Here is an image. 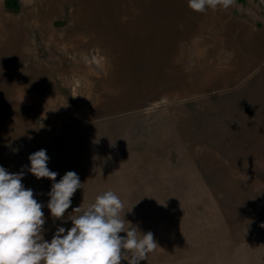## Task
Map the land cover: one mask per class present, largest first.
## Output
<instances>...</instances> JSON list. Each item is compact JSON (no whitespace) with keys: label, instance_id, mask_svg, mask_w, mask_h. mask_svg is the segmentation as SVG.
Returning a JSON list of instances; mask_svg holds the SVG:
<instances>
[{"label":"rangeland","instance_id":"rangeland-1","mask_svg":"<svg viewBox=\"0 0 264 264\" xmlns=\"http://www.w3.org/2000/svg\"><path fill=\"white\" fill-rule=\"evenodd\" d=\"M177 1L0 0V166L18 173L44 149L57 182L78 174L82 188L54 221L53 181L25 168L48 241L111 190L125 220L158 243L141 264H264L262 148L247 139V152L222 153L218 123L136 80L129 37L113 23L117 4Z\"/></svg>","mask_w":264,"mask_h":264},{"label":"crops","instance_id":"crops-1","mask_svg":"<svg viewBox=\"0 0 264 264\" xmlns=\"http://www.w3.org/2000/svg\"><path fill=\"white\" fill-rule=\"evenodd\" d=\"M113 9L118 33L129 37L125 58L137 81L157 82L163 91L158 98L189 103L218 123L213 130L223 139L222 153L227 147L247 152V139L264 152V6L258 0H235L227 10L203 13L187 0Z\"/></svg>","mask_w":264,"mask_h":264},{"label":"clouds","instance_id":"clouds-1","mask_svg":"<svg viewBox=\"0 0 264 264\" xmlns=\"http://www.w3.org/2000/svg\"><path fill=\"white\" fill-rule=\"evenodd\" d=\"M187 2L191 10L199 13L218 6L227 10L235 4V0ZM28 159L30 167L22 166L18 173L0 166V264H141L157 248L151 231L142 233L125 220L126 212L121 215L123 202L111 190L98 195L86 209L74 208L68 216L71 228L59 226L52 239L46 240L45 205L22 183L25 168L38 180L53 181L46 207L54 221L65 220L72 198L83 183L75 171L66 172L57 182L58 173L49 169V156L44 149Z\"/></svg>","mask_w":264,"mask_h":264},{"label":"built area","instance_id":"built-area-1","mask_svg":"<svg viewBox=\"0 0 264 264\" xmlns=\"http://www.w3.org/2000/svg\"><path fill=\"white\" fill-rule=\"evenodd\" d=\"M264 6V0H258Z\"/></svg>","mask_w":264,"mask_h":264},{"label":"trees","instance_id":"trees-1","mask_svg":"<svg viewBox=\"0 0 264 264\" xmlns=\"http://www.w3.org/2000/svg\"><path fill=\"white\" fill-rule=\"evenodd\" d=\"M13 3H14V5H15V0H13ZM11 6V5H10Z\"/></svg>","mask_w":264,"mask_h":264}]
</instances>
